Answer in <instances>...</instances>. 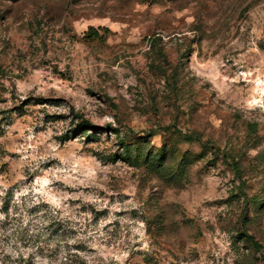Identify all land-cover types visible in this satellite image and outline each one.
<instances>
[{"label":"rangeland","instance_id":"374dc122","mask_svg":"<svg viewBox=\"0 0 264 264\" xmlns=\"http://www.w3.org/2000/svg\"><path fill=\"white\" fill-rule=\"evenodd\" d=\"M259 198L264 0H0V264H264Z\"/></svg>","mask_w":264,"mask_h":264},{"label":"trees","instance_id":"16d2710c","mask_svg":"<svg viewBox=\"0 0 264 264\" xmlns=\"http://www.w3.org/2000/svg\"><path fill=\"white\" fill-rule=\"evenodd\" d=\"M90 31L93 32L94 35L99 37V34L97 30H95V28H90ZM79 127L83 129L95 128V126L86 119L81 120ZM183 137L184 139H187V140L190 139L189 136H183ZM120 143L123 148V153L120 155V157L124 161H126L130 166H133V167L147 166L154 170L161 171V170L166 169L168 165L167 159H168L169 154L167 153H172L171 158L173 157L174 159L177 158V154H176L177 149L175 147L173 149L162 147L160 148L159 151L154 153L148 148V145H147L148 142L144 138H138L134 142H127V141L121 140ZM190 157L194 160V159L199 158L200 156L199 154H192V156H190L189 154L183 153L181 154L180 163L183 164L186 161L188 162ZM232 165L236 172L240 171V166L238 165L236 161H234ZM258 202L263 204L264 198H259ZM245 234L247 237H249L253 241L254 238L252 235L248 234L247 232H245Z\"/></svg>","mask_w":264,"mask_h":264}]
</instances>
